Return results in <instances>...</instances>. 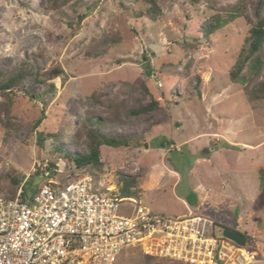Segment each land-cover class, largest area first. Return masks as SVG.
I'll return each instance as SVG.
<instances>
[{
  "label": "rangeland",
  "instance_id": "374dc122",
  "mask_svg": "<svg viewBox=\"0 0 264 264\" xmlns=\"http://www.w3.org/2000/svg\"><path fill=\"white\" fill-rule=\"evenodd\" d=\"M80 1L53 9L48 0H0V71L34 74L0 92V195L32 194L50 177L65 183L89 175L113 187L122 170L139 179L140 196L121 203V215L136 205L200 215L222 233L245 234L246 246L262 255L256 264H264V98L251 99L230 80L264 0H156V19L137 16L144 0ZM236 3L245 16L206 37L202 23ZM112 35L121 41L101 45ZM57 68L65 80L52 73ZM263 80L264 70L253 85ZM94 125L127 140L102 146L96 175L73 161L88 152L77 134ZM38 132L59 139L39 146ZM36 162L52 174L34 172ZM116 264L185 263L127 248Z\"/></svg>",
  "mask_w": 264,
  "mask_h": 264
},
{
  "label": "built area",
  "instance_id": "2783aa9c",
  "mask_svg": "<svg viewBox=\"0 0 264 264\" xmlns=\"http://www.w3.org/2000/svg\"><path fill=\"white\" fill-rule=\"evenodd\" d=\"M48 167L36 162L34 172L50 176ZM22 192L13 198L0 195V264H116L127 248L188 264L263 259L200 215L163 216L140 205L121 215V203L136 199L90 176L65 183L50 177L30 198Z\"/></svg>",
  "mask_w": 264,
  "mask_h": 264
},
{
  "label": "trees",
  "instance_id": "16d2710c",
  "mask_svg": "<svg viewBox=\"0 0 264 264\" xmlns=\"http://www.w3.org/2000/svg\"><path fill=\"white\" fill-rule=\"evenodd\" d=\"M70 0H48V5L53 9L62 8L63 5L67 4ZM84 0H81L82 3ZM147 6L144 10L137 12V16H146L150 19H156L161 13V7L156 0H144ZM193 3L199 2V0H191ZM243 6L240 3H236L232 7L225 9L226 12H217L213 16L209 17L202 23V32L208 37L224 25L232 22L240 16H245ZM248 17V16H247ZM249 19V18H248ZM250 20V19H249ZM251 22V20H250ZM121 41L120 35L106 36L101 45L113 46L115 43ZM248 45L245 46L230 72V80L235 83H241L245 86V91L248 96L253 100H260L264 98V80L255 84L261 77L264 70V16L259 17L255 23L250 28V35L248 37ZM89 56L101 55L99 53H93L89 50ZM55 76H63L65 80V73L62 68H57L52 70ZM33 76L30 72H18L11 76H7L6 72L0 71V92L7 95L8 90L10 92L15 88H18L22 81L28 77ZM54 87V86H53ZM52 138L57 141L59 139L57 134H47L43 132H38L37 141L39 146H43L44 141L48 138ZM85 137V144L88 152L85 154H77L73 156V161L76 168H86L90 170L94 175L95 173L102 171L103 160L101 154V148L103 145L119 147L122 145H127V140L124 138L109 137L102 134L98 126L83 128L80 134H77L76 143L79 139ZM55 151H63V149L57 145L54 146ZM51 171L52 169L48 167ZM44 173V172H43ZM91 174V173H90ZM92 174V175H93ZM89 176V175H88ZM260 183L261 188L264 190V169L260 171ZM96 183L99 180H94ZM117 186L120 188L122 195L125 197H139L140 196V182L139 179L133 175H128L124 171L120 170L117 173L116 178ZM39 189L36 188L35 191ZM34 191V192H35ZM33 192V193H34ZM31 193H28L25 189L22 192V197L24 199L30 198ZM144 255V254H143ZM148 258L155 260H167L162 258H156L152 256H147ZM188 264V263H185Z\"/></svg>",
  "mask_w": 264,
  "mask_h": 264
},
{
  "label": "water",
  "instance_id": "95a60500",
  "mask_svg": "<svg viewBox=\"0 0 264 264\" xmlns=\"http://www.w3.org/2000/svg\"><path fill=\"white\" fill-rule=\"evenodd\" d=\"M147 146V145H145ZM224 234L241 245H245L247 237L245 234L226 228Z\"/></svg>",
  "mask_w": 264,
  "mask_h": 264
}]
</instances>
